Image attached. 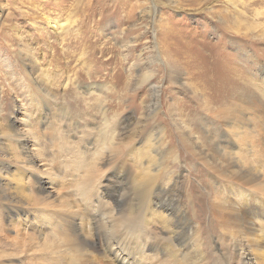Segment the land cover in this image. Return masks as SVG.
Here are the masks:
<instances>
[{
  "label": "rangeland",
  "instance_id": "374dc122",
  "mask_svg": "<svg viewBox=\"0 0 264 264\" xmlns=\"http://www.w3.org/2000/svg\"><path fill=\"white\" fill-rule=\"evenodd\" d=\"M38 15H41V21L33 19ZM43 17L52 18L58 27L55 47L47 52L43 45L37 48L38 44L32 40L39 28L48 31L40 32L41 36L46 37L50 32L55 34V28L50 27L54 23L45 24ZM35 20L37 22L33 24ZM60 24L62 28L58 26ZM64 31L68 32L65 34ZM77 41L81 42L77 44ZM26 47L32 52L24 50L25 53L22 49ZM67 47L75 52L74 57L67 55ZM62 48L65 59L60 58ZM56 53V60H51ZM85 58L87 62L83 64ZM30 60L36 75L56 80L57 86L52 87L56 93V100L51 101L53 106L60 105V101L70 105L67 96L64 100L60 97L68 78L80 84L107 86V90H97L101 95L103 93V96L99 94L101 106L96 109L88 104L83 108L78 100L76 106L83 108V113L88 112L86 120L57 117L56 112L52 120L44 122L39 104L22 84V73H27L31 79L32 64L27 65ZM76 71L78 74L74 75ZM235 78L241 82V89L246 90L249 99H232L238 113L234 114L240 115L242 121L229 125L217 115V108L222 105L220 101H225L224 95L230 96L228 85ZM76 91L84 92L78 88ZM203 91L208 92L206 99ZM154 92L155 97H152ZM93 93L86 96L88 103H95L96 90ZM115 101L119 102L116 107ZM263 113L264 0H0V159L6 162L8 169L0 177V183L5 184V190L11 171L17 169L14 163L20 159V156L15 162V159H9L12 145L3 133L8 135L10 128L21 134L29 130L46 133L45 137H29L23 143L25 154L32 156L34 161L29 176H36L33 170L37 169L44 193L57 199V219L69 214L66 208L77 201L78 196L72 190L75 188L76 191L85 182L86 170L92 168L88 163H93L99 143L108 144L116 138L118 130L123 133L116 151L119 155L113 158L124 170L122 188L134 189L139 181H151L157 174L155 187L150 192H155L153 201L158 203L152 201L150 213L144 216L145 228L159 231L157 247L148 250L135 241L133 247H126L124 252L114 246H110L112 250L100 247L98 251L96 246L99 262L91 261L90 264H211L212 259L231 264L234 258L221 241H216L217 235L212 234L205 240L196 228L187 241L189 252L184 254L175 246L177 258L174 257L166 246L170 244V238L164 231L172 227L168 228L167 222L162 220L167 214L159 207L164 193L172 189L173 194L178 195V200L173 202L175 210L190 208L197 212L199 207L205 206L204 195L218 193L215 188L220 183L216 168L208 163L213 169L210 170L203 164L226 158L231 161L230 170L246 169L252 175L253 183L237 185L235 191L220 193L225 198L232 195V204L241 206L246 200L247 204L251 201L246 195L249 190L255 192L252 208L258 213L246 215L248 228L244 230H259L264 246ZM107 120L115 121L116 131L113 129L105 137L101 134L94 145L84 139L89 129H95ZM51 121L54 126H48ZM57 141L61 144L71 142L72 149L62 151L60 160L70 163L68 168L74 166L77 169L79 164L81 170L75 172L72 169V175H63L61 169L57 170V184H54L47 169L51 166L52 155H57L54 145ZM216 142L221 144L219 148L215 147ZM75 143L80 149L87 150L83 158L73 151ZM86 143L89 146H85ZM39 148L43 155L37 157L34 154ZM220 154H226V157ZM95 165L92 178H98L100 183L114 170L112 165ZM28 174H24V180ZM136 196L141 197V194L137 195L135 190L129 194L130 198ZM80 207L72 206V210L79 212ZM126 209L129 211V207ZM142 211L136 207L133 213L139 216L138 212ZM71 222L78 226L67 224L65 228L78 230L79 225L90 224V216H74ZM192 222L196 220L192 218ZM13 224L11 227L7 222L4 224L5 233L11 236L16 231L23 236L32 235L41 228L45 231L42 233H47L46 227L30 216L25 223L15 219ZM57 235L64 239L58 225ZM74 247L68 241L57 243L62 264H89L81 259ZM14 257L15 252L0 239L2 263L9 264ZM258 264H264V256L259 257Z\"/></svg>",
  "mask_w": 264,
  "mask_h": 264
},
{
  "label": "bare ground",
  "instance_id": "6f19581e",
  "mask_svg": "<svg viewBox=\"0 0 264 264\" xmlns=\"http://www.w3.org/2000/svg\"><path fill=\"white\" fill-rule=\"evenodd\" d=\"M21 15L27 16V14ZM40 16L41 15H38V17L34 16L33 19H40ZM42 19L43 21H46L45 24L51 25L50 23H54L50 27L55 28V34L50 32L48 35H46V37L44 35L41 36L40 32L44 34L48 33V31L39 28L37 29L35 34L32 35V40L38 44L37 48H40L43 45L44 51L47 52L49 48L55 47L54 44H56L55 41L57 40L58 27L57 22L52 21V18L48 19L43 17ZM36 22L37 20L33 21V24H36ZM58 26L62 28L61 24ZM67 32L68 31H64L65 34ZM22 38L23 37H21L20 39ZM50 39L52 40L49 41ZM16 40H19V38H16ZM40 41L43 42V44ZM80 42L81 41H77L75 43L79 44ZM22 50H27V52L30 53L32 52L31 50L29 51L28 47ZM65 50L69 51V47H67V49ZM24 52L27 53L26 51ZM61 52L62 54H60L62 56H60V58L65 59V52L63 48L61 49ZM67 55L74 57L76 54L74 51H69ZM56 56L57 53L52 56L51 60H56ZM86 59L87 58L82 60L83 64L87 62ZM32 62L33 61L30 60L27 65H31ZM86 73L88 74V72ZM22 74V84L24 88H27L30 95H32V97L39 104V108L40 110H42L44 122L48 121L49 119L52 120L56 112L57 117L63 116V118H68V116H70L71 119L76 118L81 121L86 120L88 112L85 111V113H83L84 106L92 105L93 108L96 109L100 107L102 101L99 98V94L101 92H98L97 90H105L107 87L103 84H80L79 82H77V80L68 78L69 80L67 79L68 81L64 83L65 85L62 89L63 92L60 93V97L64 100L65 96H67L66 101L70 99V105L67 106L65 102L61 103L60 101V105H57L56 107L51 103V101L54 102L56 100V93H53L52 90L53 86H57L55 79L52 81L49 80V76L43 77L40 75H36L34 64L30 66V80L27 73ZM77 74V71L74 72V75ZM236 79L237 78H235V80L232 79L231 83H229L228 85V91H231L230 96L227 97L224 95L225 101H220L222 105L221 107H219V109L217 108V115L220 116V118H222L223 120L227 121L225 123L229 125L242 121L240 120V115L234 114L235 108L233 105L235 104L232 99H234L235 97H239L241 99H249L246 90L241 89L243 88L241 82L236 81ZM77 88L82 89V91L84 92L81 93V91H76ZM151 88L153 89V87ZM94 90H96L97 92L96 98L93 100L95 103H88L89 100L87 101L86 96L94 94ZM107 92L108 91L104 93L105 96ZM205 95H208L207 91H203L204 99H206ZM101 96H103V93ZM152 97H155V92ZM78 100H80V106H83V108H79V106H76ZM57 103H59L58 100ZM116 105H119V102H116L114 107H116ZM105 112L106 111H101V113ZM261 118L262 122L264 123V113ZM109 121L107 120L105 122H102L101 125L97 126L95 129H89L88 133L84 134V139L89 140V143L91 145H94L101 134L103 135L102 137H105L107 136V133H112L117 127H115L113 123L115 121ZM58 125L59 124L57 123V129L60 128ZM48 126H54L52 125V121L48 124ZM29 131L30 132L21 134L19 133L20 131L18 132L16 129L10 128L8 130V135L7 133H3V136L5 138L8 137V141L11 142L9 143V145H12L11 147H9V153L11 154L9 159H15V162L18 159L17 157L20 156V159L14 163V166L17 167L18 170L15 169V171H11L10 179L7 182V189L5 190L4 183H0V239H3L6 242L7 246H9L16 255V257L10 259L13 262L9 264H62L63 257H58L57 254V243L59 242L60 244L61 241H68L72 245H75L76 247L74 248L80 254L81 259L84 262H89V264L91 261L99 262L98 259L100 257L99 253L95 249L96 246L98 247V251L101 248L104 250L110 248L112 250L113 248H111L110 246H114L117 247L118 251L124 252L125 250H127L126 247H133L132 245L135 241L136 243H139L141 247L146 249L148 248V250H153L154 247H157L159 241L157 240L158 238L156 239V234L157 232L159 233V231H156L152 228L146 229L144 226V223L146 221V218L144 217L145 213H150V210L152 209L150 203L153 201V197L156 196L155 192L151 194L150 191H153V188L155 187L153 183L157 174L154 175L151 181L148 180L144 183L139 181L137 185L134 186V189L129 188L131 190H125L126 188H122V181L124 180L122 172H124V170L122 169L121 165L118 164L113 158L114 156L119 155L116 153V151L120 143L119 139L121 138V135L123 133L121 130L117 131L116 138L108 141V144L99 143L96 149L97 155L96 157H94L93 163L92 161H89L88 163V165H90L92 168L91 171L89 170V168H87L86 174L84 175V177H86L85 182L76 191L75 188H73L72 191L75 192V195L78 196V199L77 201H73L71 204L72 206L76 207L81 205L80 211H74L72 210V206H70L66 208V211L69 214H66V216H62L58 219L57 199L54 200L53 198H50L52 197V195L44 193L45 188L43 185V181L40 179L41 177L39 176L37 169L33 170L36 176L31 177L28 174L31 173V166L33 165L34 161L32 156L25 154V143H23L25 139H28L29 137H32V139L39 136L45 137L46 133L40 132L38 130ZM37 133V136H33V134ZM110 138L111 136H109V139ZM54 145L57 147L55 148L57 151V155H52L51 166L47 170L48 176L51 178L54 184H57V175H55V173H57V170L61 169L60 172H62L63 175H72V169L75 172H78L77 169L81 170V166H79L78 164L77 169L74 168V166L68 168V165L70 163H67L66 160L64 161V159L63 161L60 160V153L62 151H68L71 148V142L70 144L67 141H64L62 144L61 142H58L57 144H55L54 142ZM85 146H89V144L86 143ZM219 146H221V144L216 142L215 147L219 148ZM73 147L76 148H73V151L75 153H79V156L81 158H83L84 155L88 153L86 149H80L78 143H75ZM34 155L40 157L43 155V152L39 148ZM214 155L216 158L217 155L215 153ZM220 155L226 157V154ZM218 160L220 161L212 163L205 162V164H203L210 170H213L212 166L216 168L218 172H214L216 173V176L220 178V183L219 186L215 188L218 193H213V195H204L203 199L205 202V206L199 207V210L197 212L195 211L194 213V210H191L190 208H181V210L177 209L178 211L175 210L173 202L178 200V195L173 194L172 189H168L164 193L159 207L165 210L162 212L167 214V216L163 217L162 220L164 222H167L168 228L172 227L170 230H164L167 231L168 237L170 238V244L166 246H168V248L171 250V253H173V256L176 258L177 255L175 246L179 247L178 249L183 251L184 254L188 253L190 250V246L188 245L187 241L190 234H192L194 229L196 228L199 230V236L204 235L203 239L205 240L212 234L217 235L218 238L216 239V241H221V243L225 246L224 249L230 252L234 258L230 261L231 264H258L259 257H261V255L264 256V246L262 245L260 239L261 234L259 233V230L256 229H251L250 231L244 230L248 228L247 224H245V221L247 220L246 215H249L250 213H252L253 215H257L256 213H258L257 211L255 212V210L252 208L255 192L249 190L248 194L246 195L251 199V201L247 204L246 200V204L241 206H234L232 204L233 201L231 200L232 198H230L232 195H229L230 197L225 198L220 193V191L222 192L224 190L235 191L237 190V185L249 186L253 183V177L246 169L230 170L229 167H231V161H228L227 158ZM96 163L104 164L105 166L112 165V168H114L112 173L109 172L104 176V179L101 183L98 181V178H92L93 169L96 166ZM208 163L212 166H208ZM236 164L239 165L238 163ZM6 166V162L1 158L0 177L3 175V173L8 172ZM24 174H28L26 180H24L26 178L24 177ZM78 175L79 174H77V176ZM81 178L82 176L80 175V179ZM63 185H65V183H63ZM133 190H135L137 195L141 194V197L136 196V198H130L129 194ZM137 191L139 192L137 193ZM153 203L158 202L153 201ZM135 206L140 207L143 210L142 212H138L139 216H137L136 213H133V211L136 212ZM126 207H129V211L126 209ZM173 211L174 215L172 214ZM88 215L90 216V224L83 223L79 225L78 230H75V228H73L72 230H68L65 228V225L67 224L72 227L78 226L77 224L76 226L73 225L71 222V218H73L74 216L84 218ZM29 216L33 220L40 222V226L46 227L47 233H42L45 232L42 228L37 233L35 232L32 235L25 236L21 235V233H19L18 231H16L15 235L13 236L5 233V222H7L8 227H11L14 225L13 222L15 221V219L18 223H25ZM166 218H168L169 220H167ZM192 218L196 220L195 223L197 225L192 222ZM213 222H216V224H214ZM57 225L64 239L61 238V235H57ZM86 227L89 228L86 229ZM137 245L138 244H134V246ZM180 256L181 252H179V257ZM1 260L2 259H0V264H3ZM211 264L222 263L219 259H212Z\"/></svg>",
  "mask_w": 264,
  "mask_h": 264
}]
</instances>
